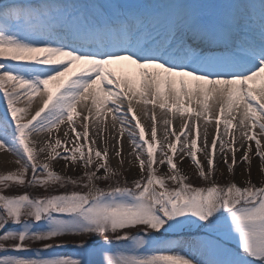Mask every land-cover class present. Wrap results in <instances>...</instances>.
Instances as JSON below:
<instances>
[{"label":"snow or ice","instance_id":"snow-or-ice-1","mask_svg":"<svg viewBox=\"0 0 264 264\" xmlns=\"http://www.w3.org/2000/svg\"><path fill=\"white\" fill-rule=\"evenodd\" d=\"M78 62L85 66L69 74ZM119 62L134 74H118L113 65ZM37 96L42 105L25 119L20 114ZM22 100L27 101L23 108L17 106ZM134 102L145 117L153 106L150 138ZM0 106V150L16 156L19 165L0 175V184L52 189L36 196L0 190V264H264V183L251 182L250 168L243 187L214 179L218 143L229 173L239 163L236 137L224 138L234 127L241 147L244 140L255 141L256 155L264 161L260 139L254 131L249 134L258 127L264 135V0H0ZM156 106L196 120L185 119L177 134L164 118L158 140ZM108 114L113 128L120 125V137L124 126H131L129 155L135 161L129 163L138 162L140 170L131 183H121L108 165L107 147L95 149L103 162L89 170L93 148L86 154L79 143L81 136L89 142V119L102 132ZM77 116L82 133L73 124ZM200 118L205 124L215 121L210 145ZM65 120L76 143L70 152L65 148L64 158L83 163L78 178L61 176L37 159L46 150L48 159L60 157L56 148L67 141L57 138L37 148L29 139L51 135ZM186 129L195 132L190 141ZM169 134L175 141L167 142ZM181 136L180 160L191 158L205 186L188 182L177 167ZM250 151L251 145L240 159L250 163ZM115 155L121 157L120 148ZM165 164L170 174H157L154 165ZM100 169L103 175L97 174ZM169 181L176 186L169 187ZM66 184L86 191L54 187ZM66 235L84 237L71 254L59 251L67 247L63 242L43 243ZM184 246L211 258L185 252Z\"/></svg>","mask_w":264,"mask_h":264},{"label":"bare ground","instance_id":"bare-ground-1","mask_svg":"<svg viewBox=\"0 0 264 264\" xmlns=\"http://www.w3.org/2000/svg\"><path fill=\"white\" fill-rule=\"evenodd\" d=\"M118 74L121 73H127V70L124 69H119L116 70ZM61 79H64V77H61ZM50 88H54L55 87V83L52 82L49 85ZM27 104V101H23L18 104V107H25ZM42 105V97L41 96H37L33 98L32 104L31 106L27 109V113H21L20 115L22 117H24L25 119H31V116L35 114V111H37L39 109V107ZM134 107H136V104L134 102ZM192 107H196L195 104L192 105ZM153 106L152 105H148V109H149V117H145L143 115L142 112V107H136V115L140 118V122L144 125L145 128V132H146V136L148 138H150V128H151V119H150V115H151V110H152ZM78 111L80 110V106H78ZM123 110V109H122ZM3 112V107L0 106V113ZM155 113H156V121H157V139L158 140H162L163 139V128L164 125L162 123V120L164 118H167L169 120H171V125H169V129L170 132L172 130H174L177 134H180V128L183 124V121L185 119L189 120V123H192L193 121L196 120L195 116H192L191 118H189V116L187 114H185L184 116H181L179 113L173 115V113L168 112L167 110H161L158 106L155 107ZM43 115V114H42ZM39 119V118H38ZM89 123V142L85 143L83 136L80 137L79 143L85 145L84 147V151L87 154V149L89 146H91L93 148V156L95 153V149H100L101 152H103L104 148L107 147L109 150V154H115L117 149L120 148L121 149V154H126L129 155L130 153H132V146L129 143V140H127L125 134L127 135V130L129 129V127H131L130 125H125V134L123 135V137H120V125L117 124L115 126V128L112 127V119H111V114H108L106 117H104L103 121H102V127H103V131L101 132L99 128H94L93 125V121L91 119H89L88 121ZM200 128H201V133L203 132V129L205 127H207L208 130V141H209V145L211 142V139L213 138V136L216 135V127H215V121L213 120L210 123L205 124V122L203 121V118H200V120L198 121ZM235 124V121L233 122ZM73 124L76 126L77 131L78 132H83V120L81 119V117L77 116L74 117L73 120ZM135 124V121H132V125ZM221 132H224V124L221 123ZM133 131L137 132V138H138V129H135L134 127L132 128ZM68 131L69 132V136L66 138L64 136V132ZM187 135H188V139L189 141L195 136V132L194 131H188L187 129L185 130ZM254 131L258 138L261 141V148H264V135L260 134V129L257 127L255 129H252L250 131L249 134H251V132ZM231 133L232 135H226L224 138L226 140L231 141L232 140V136L236 137V143H235V147L238 149V151L236 152V155H240L243 154L245 150L248 149L249 145H252V143H254V146L256 148V143L255 141H247L244 140L243 142V147H241V133L240 131L237 130V128H232L231 129ZM128 136V135H127ZM59 138L61 141H67V143L62 144L60 147L56 148V152H60L62 155L60 157H57L55 159H48V151L46 150L43 153H40L39 156H44L45 161L47 162H51L52 165H57L58 162L60 161H65L64 158V154H65V148H67L69 150V152L71 151V149L75 146V140L73 138V134L70 131V127L67 123V121L65 120V122L63 124H60L59 127L57 129H53L51 132V135H49L48 132H43L40 133L38 135H33L30 136L29 139L30 141H36V147L40 148V147H45V142H51L52 144L55 143V140ZM95 138L96 143L94 145L91 144V140ZM117 139L120 140V144H117ZM183 140H184V136H181V143L177 144V155L179 158L180 156L184 155L183 152L180 151V149L183 147ZM175 141V137L172 136L171 134L168 135V140L167 142H173ZM31 146V144H30ZM191 147V145L189 144V148ZM198 148L203 149L204 148V144H203V140L202 138L198 140ZM252 148V146H251ZM166 151H169L167 148L165 149ZM169 154H171V152L169 151ZM219 143L217 145V155H219ZM227 154H231V152H228ZM11 153L4 151V150H0V164L2 163H10L11 162ZM79 154H77L78 156ZM157 155H160L159 153V149H157ZM197 155H203L201 151L197 152ZM232 155V154H231ZM132 156L134 157V154H132ZM185 157V156H184ZM70 161V160H69ZM130 161H133V159L131 158V156L129 155V160H128V167L129 168H133L135 167V163H129Z\"/></svg>","mask_w":264,"mask_h":264},{"label":"rangeland","instance_id":"rangeland-1","mask_svg":"<svg viewBox=\"0 0 264 264\" xmlns=\"http://www.w3.org/2000/svg\"><path fill=\"white\" fill-rule=\"evenodd\" d=\"M127 140H129V137L125 134ZM252 148L251 151L249 152V157H250V163L249 162H244L240 158L243 156V154L236 155L237 160L239 161L237 166H234V172L229 173L227 171V166L223 162V156L222 155H217L216 156V172L214 179L221 184L227 183L229 181H234L240 186H244L245 181L249 179V172L245 171L246 169L250 168V178L251 182L255 184L256 186H261L262 183H264V173L261 172V167L264 166V161L261 160V158L256 155V148L254 146V143H252ZM261 150H264V148H261ZM229 158V163H231V154H227ZM133 161H135V155L134 157L130 155ZM158 158L160 155H157ZM198 159H200L201 163L204 164L205 170H207V165H206V160L203 155H197ZM121 158L124 160L123 165H121L120 160ZM146 158V156H145ZM17 157L14 156L13 154L11 155V162L10 163H2L0 164V175L6 174L8 172L15 171L19 165L15 163ZM38 161L43 163L45 162L44 156H38L37 157ZM128 160H129V155L126 154H121V157H117L115 154H109L108 156V165L117 173H119V178L121 180V183L125 179L131 183L132 180L138 179L140 177V170L138 167V162L135 163V167L129 168L128 167ZM174 160L177 163V167L189 177L190 183L195 184L196 186H205V182L201 179L198 178V171L196 169V166L192 163L191 158L188 156H185L183 161L180 160L178 156L174 157ZM97 162H103L100 161L99 158L93 156V165L90 166L89 170H95V164ZM50 165L51 170L57 172L61 176H67V177H73V178H78L83 175L85 168L83 166V163L77 160L76 162H71V161H60L58 162L57 165H52L51 162H48ZM67 163V167H65ZM154 167H157V174L162 175L165 173H169V169L167 165H154ZM31 170H29L28 176L30 177ZM98 175H103L104 174V169H100V171L97 173ZM170 174V173H169ZM102 186H106L108 182H98ZM3 186V184H1ZM169 187H175L176 185L173 184L171 181L168 182ZM67 186V188H66ZM32 189L36 195H42L45 191L43 187L37 186V187H29ZM63 191H72V190H84L79 188L78 186H74L72 184H66L64 188H62ZM6 190L9 192V194L12 195H18L22 194L25 192V187L24 186H19V185H10ZM134 231V229H133ZM100 238V237H97ZM80 239H84V237L81 236H73V235H66L63 237H60L56 240H51V241H45L43 243H59L63 242L67 245V247L63 249H59L61 253L64 254H71L72 252L75 251L73 248V245L77 243ZM191 239V237H190ZM32 247H40L41 245L39 243H33L31 245ZM71 246V249H70ZM180 251L181 249H177ZM183 251H192L193 254L196 256L203 258V259H209L211 258L208 255H201L200 252L196 251L195 248L189 250L186 246L183 247Z\"/></svg>","mask_w":264,"mask_h":264},{"label":"trees","instance_id":"trees-1","mask_svg":"<svg viewBox=\"0 0 264 264\" xmlns=\"http://www.w3.org/2000/svg\"><path fill=\"white\" fill-rule=\"evenodd\" d=\"M12 183H10V181L8 182V185L10 186ZM0 186L2 187V189H3V191L4 192H7V190H6V188H4L1 184H0ZM7 194H9V193H7Z\"/></svg>","mask_w":264,"mask_h":264}]
</instances>
